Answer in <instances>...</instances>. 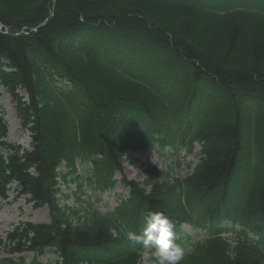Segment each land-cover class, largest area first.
I'll use <instances>...</instances> for the list:
<instances>
[{
  "label": "trees",
  "instance_id": "trees-1",
  "mask_svg": "<svg viewBox=\"0 0 264 264\" xmlns=\"http://www.w3.org/2000/svg\"><path fill=\"white\" fill-rule=\"evenodd\" d=\"M0 22V86L32 137L9 142L0 107V200L15 184L51 214L7 235L31 260L0 264H140L128 233L149 210L174 224L181 264H264V0H0ZM154 148L200 160L182 178L154 165L122 179L130 193L106 213L62 205L70 175L104 194Z\"/></svg>",
  "mask_w": 264,
  "mask_h": 264
},
{
  "label": "rangeland",
  "instance_id": "rangeland-1",
  "mask_svg": "<svg viewBox=\"0 0 264 264\" xmlns=\"http://www.w3.org/2000/svg\"><path fill=\"white\" fill-rule=\"evenodd\" d=\"M20 94L27 100L28 94L25 90H21ZM0 107L4 111L5 118L8 123L9 133L7 140L9 142L20 144L23 147L31 146V132L25 129L21 119L16 111V104L11 95L4 87H0ZM197 148L193 153L182 150L178 154L172 153L171 150L160 151L159 148H154L147 153H138L134 157V161L124 164L123 172H116L115 179L143 181L147 177V169L151 166L158 165L160 169L171 170V175L174 178L186 177L192 173L195 165L200 160V155ZM0 152L7 154V151ZM89 166L81 164L79 173L86 174ZM62 171H67L65 167ZM69 182L63 183L64 196L61 197L62 205H68L71 209L79 211L77 216H85L93 207H97L103 213L112 211L120 201V197L125 198L130 193V188L126 187L122 182L118 183L114 190L104 194H99L90 186H86L82 191L79 190L78 183L73 181L74 176L70 175ZM92 204V205H91ZM49 223L51 221L50 210L47 206L35 208L33 203L27 197H19L15 191V186L12 187L9 197L0 201V258L25 256L29 260L34 256L31 252L14 253L10 252L7 245L8 233L15 226L24 222ZM77 223V219L75 220ZM183 232L199 240L206 233L191 225H184ZM150 252H144L141 264H152L153 259ZM45 262H51L55 256L49 250L42 257Z\"/></svg>",
  "mask_w": 264,
  "mask_h": 264
},
{
  "label": "clouds",
  "instance_id": "clouds-1",
  "mask_svg": "<svg viewBox=\"0 0 264 264\" xmlns=\"http://www.w3.org/2000/svg\"><path fill=\"white\" fill-rule=\"evenodd\" d=\"M134 244L154 249L152 264H181L186 249L176 242L174 224L163 212L147 211L139 233H128Z\"/></svg>",
  "mask_w": 264,
  "mask_h": 264
}]
</instances>
